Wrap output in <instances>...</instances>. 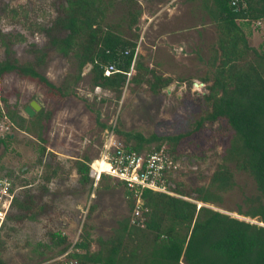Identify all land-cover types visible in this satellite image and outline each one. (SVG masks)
<instances>
[{"label": "rangeland", "instance_id": "rangeland-1", "mask_svg": "<svg viewBox=\"0 0 264 264\" xmlns=\"http://www.w3.org/2000/svg\"><path fill=\"white\" fill-rule=\"evenodd\" d=\"M103 1V25L136 41L142 63L153 75L168 79L166 86L150 88L153 77L144 71L138 72L143 82L133 84V72L119 95L93 87L89 69L82 70L75 81L79 74L76 60L71 54L66 57L51 48L43 30L61 14L66 0H0V62L14 59L28 65L41 59L37 71L52 85L67 89L64 96H51L35 80L14 72L0 76V139L4 141L0 144V175H8L14 192L23 187L33 195L29 205L32 211L20 221L7 222V229L1 233L3 264H64L68 253L74 252L73 245L81 239L90 240V252L99 250V239L114 240L120 223L129 217L133 221L126 189L113 178L93 183L92 189L89 183L82 185L74 162L91 164L98 159L110 134L121 144L134 145V140L126 141L116 131L137 133L146 139L191 133L211 109L203 95L217 65L212 58L218 53L220 35L204 8L206 1L212 6L211 0H159L162 4L157 6L156 0ZM138 10L142 13L136 25L130 27L131 16ZM241 26L247 45L264 53V19ZM58 34L63 36L64 32ZM247 55V59L254 58L251 52ZM203 78L210 80L203 83ZM33 101L50 115L42 122L41 130L29 123L40 110L32 117L25 112ZM9 114L15 120L17 115L22 117L30 133L19 130ZM230 132L224 124L205 123L198 133L181 140L178 171L186 174L179 177L181 183L195 191H214L209 177L223 163ZM156 145L154 142L146 148ZM226 165L233 173L231 189L218 192L219 204L203 205L224 216L257 224L237 214L238 207L245 208L246 197L257 195L254 180L236 170L234 164ZM53 167H57L54 177ZM45 173L53 179L43 190L41 177ZM184 199L197 208L202 205L192 198ZM53 232L66 237V243L52 246ZM66 246L67 251L61 252Z\"/></svg>", "mask_w": 264, "mask_h": 264}, {"label": "trees", "instance_id": "trees-1", "mask_svg": "<svg viewBox=\"0 0 264 264\" xmlns=\"http://www.w3.org/2000/svg\"><path fill=\"white\" fill-rule=\"evenodd\" d=\"M232 1L211 0L212 6L208 1L204 2L205 11L220 35L218 53L212 58L213 62L217 61V65L207 93L203 95L211 109L196 122L194 130L185 135L151 136L147 139L137 133L114 131L126 141L134 140L133 146L123 143L124 148L137 152L149 151L146 146L156 142L154 150L164 146L172 159L179 163L181 152L178 147L181 140L198 133L205 123L224 124L231 131V138L222 156L223 163L209 177V186L214 191H195L186 187L179 180L180 176L186 174L177 171L175 175L168 176L167 184H170V190L178 197L142 190L140 198L147 212L141 221L133 223L129 217L120 223V230L114 240L104 242L99 239L97 252H90V240L81 239L73 245L74 252L68 253V260L64 264H264V53L247 45L241 26H249L250 23L264 19V0H235L234 5ZM105 7L103 0H66L61 14L48 29L43 30L51 48L66 57L71 54L76 60L79 74L75 81L80 79L83 68L90 64L92 86L119 95L127 83L126 73L130 70L137 43L103 25ZM11 12L14 15L17 13L15 10ZM139 15L138 11L130 15V27L137 23ZM60 32H64V35L59 36ZM125 51H128V55H124ZM249 52L254 56L252 60L247 59ZM141 60L136 55L135 74L131 82H143L144 77H139L138 72L144 71L153 77L150 88L155 90L166 86L169 80L153 75ZM39 61L42 62L41 59ZM39 61L20 65L14 59L5 60L0 62V76L14 72L35 80L47 89L48 95H66L67 89L52 85L37 71ZM110 64L114 65L117 72L106 77L104 69ZM209 80L203 78L202 82L208 83ZM49 116L40 110L30 118L29 123L41 130L42 122L45 118L49 119ZM8 118L16 123L19 130L30 133L31 128L24 126L25 120L22 117L17 115L15 120V116L9 114ZM3 142L0 139V144ZM43 154L44 149L41 148ZM88 162L75 161L74 168L79 182L82 185L89 183L92 189L93 180L89 177ZM227 163L234 164L236 170L249 174L254 180L257 195L246 197L245 208L238 207L237 214L257 224L224 216L205 206L197 208L195 203L184 199L192 198L202 204H219L221 199L218 192L229 190L233 185V173L229 171ZM56 169L53 167V177ZM45 174L41 177L43 190L53 179L51 175ZM3 176L8 177L7 174ZM105 178L109 177L103 176L102 180ZM121 184L126 189L131 214L135 203L132 198L134 192ZM32 201L30 190L22 187L16 195L7 222L26 218V212L32 211L29 206ZM7 226H4L2 234ZM50 240L54 247L66 243V237L55 232L50 233ZM67 248L63 247L61 252H66ZM0 264H3L1 259Z\"/></svg>", "mask_w": 264, "mask_h": 264}, {"label": "built area", "instance_id": "built-area-1", "mask_svg": "<svg viewBox=\"0 0 264 264\" xmlns=\"http://www.w3.org/2000/svg\"><path fill=\"white\" fill-rule=\"evenodd\" d=\"M233 1L232 5L235 4V0ZM124 55H128V51H125ZM136 55L137 52L135 51L130 70L126 73L127 80L134 72ZM115 72L117 70L113 64L107 65L104 69L106 77ZM102 164H106L107 168L103 169ZM178 170L179 163L172 159L164 147L159 150L150 149L149 151L137 152L130 148H124L114 135L110 134L105 138L101 156L89 164V177L93 180L94 185L98 184L103 176L117 179L128 190L134 192L135 203L132 222L138 223L144 217V213L147 212L143 206L144 202L140 198V192L150 190L178 197L170 190V184H167L168 176L175 175ZM17 193L14 192L7 177L0 175V236L7 223Z\"/></svg>", "mask_w": 264, "mask_h": 264}, {"label": "water", "instance_id": "water-1", "mask_svg": "<svg viewBox=\"0 0 264 264\" xmlns=\"http://www.w3.org/2000/svg\"><path fill=\"white\" fill-rule=\"evenodd\" d=\"M90 68H91V65L87 64L83 68V70H85V69H89L90 70ZM39 110H40V106L35 101L31 102L30 105L25 108V112L27 113V115L29 117H32L35 114V112H38ZM201 206H205V205L202 204ZM261 226H263V225H261Z\"/></svg>", "mask_w": 264, "mask_h": 264}, {"label": "crops", "instance_id": "crops-1", "mask_svg": "<svg viewBox=\"0 0 264 264\" xmlns=\"http://www.w3.org/2000/svg\"><path fill=\"white\" fill-rule=\"evenodd\" d=\"M139 4V3H138ZM162 4V2H160L159 0H156V2H155V6H157V5H161ZM137 12V11H136ZM138 12H140V14L142 13L140 10H138ZM140 16V15H139ZM143 16H144V13H143ZM149 21H150V17H149ZM136 25V24H135Z\"/></svg>", "mask_w": 264, "mask_h": 264}, {"label": "bare ground", "instance_id": "bare-ground-1", "mask_svg": "<svg viewBox=\"0 0 264 264\" xmlns=\"http://www.w3.org/2000/svg\"><path fill=\"white\" fill-rule=\"evenodd\" d=\"M102 168L103 169H106L107 168V165L106 164H102Z\"/></svg>", "mask_w": 264, "mask_h": 264}]
</instances>
